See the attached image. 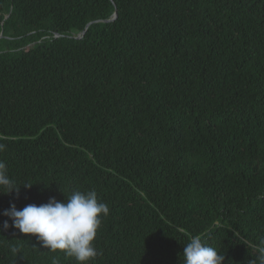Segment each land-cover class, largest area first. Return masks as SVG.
Returning <instances> with one entry per match:
<instances>
[{"label":"trees","instance_id":"16d2710c","mask_svg":"<svg viewBox=\"0 0 264 264\" xmlns=\"http://www.w3.org/2000/svg\"><path fill=\"white\" fill-rule=\"evenodd\" d=\"M0 144L33 184L0 195V264H76L2 215L74 190L110 210L90 264H184L196 235L249 264L264 241V0H0Z\"/></svg>","mask_w":264,"mask_h":264},{"label":"clouds","instance_id":"9594fccd","mask_svg":"<svg viewBox=\"0 0 264 264\" xmlns=\"http://www.w3.org/2000/svg\"><path fill=\"white\" fill-rule=\"evenodd\" d=\"M0 144V151L4 150ZM33 184L17 185L8 174L6 164L0 160V195L16 194L19 197L21 187L30 188ZM63 193V192H62ZM64 194V193H63ZM109 207L98 199L94 190H74L66 201L49 198L47 203L28 204L17 209L10 204L2 213L11 221V227L25 235H34L42 246L52 252H61L75 259L76 264H90L97 255L94 240L101 226L102 217L109 215ZM8 220L3 222V229L9 228ZM12 253L19 249L11 247ZM255 255L249 264H264V241L254 249ZM182 258L184 264H224L225 255L209 245L206 240L196 235L184 245ZM53 264H58L53 260Z\"/></svg>","mask_w":264,"mask_h":264},{"label":"water","instance_id":"95a60500","mask_svg":"<svg viewBox=\"0 0 264 264\" xmlns=\"http://www.w3.org/2000/svg\"><path fill=\"white\" fill-rule=\"evenodd\" d=\"M116 17H117V14L115 13L114 16H113V19H112V20L116 19ZM112 20H111V21H112ZM88 26H89V25H88ZM85 32H86V30L84 31V33H85Z\"/></svg>","mask_w":264,"mask_h":264}]
</instances>
